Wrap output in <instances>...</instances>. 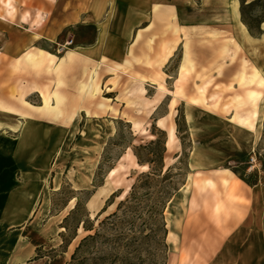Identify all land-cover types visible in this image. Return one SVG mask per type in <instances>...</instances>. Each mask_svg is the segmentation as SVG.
<instances>
[{
	"label": "rangeland",
	"instance_id": "rangeland-1",
	"mask_svg": "<svg viewBox=\"0 0 264 264\" xmlns=\"http://www.w3.org/2000/svg\"><path fill=\"white\" fill-rule=\"evenodd\" d=\"M215 1L214 8L192 0L183 9L156 10L150 26L138 27L124 61L116 65L72 49L92 42V26L64 29L49 42L33 40L26 29L36 26L0 23V127L1 121L19 115L64 128L73 124L75 130L85 121L70 120L82 109L89 120L97 114L105 123L93 183L65 209L62 243L54 249L60 252L71 244L65 264H167L170 213L188 210L187 225L196 221L199 226L198 211L207 220L211 211L226 215L239 201V182L229 179L223 185L221 177H229L216 169L228 168L248 183L257 180L258 170L264 177V37L242 43L224 8L227 0ZM242 1L246 19L259 24L264 0ZM48 12L35 0H0V18L7 15L10 21L20 15L22 21L34 18L33 23ZM47 28L36 32L44 36ZM168 132L174 133L171 141ZM72 140L66 139L60 156L48 162L51 167L60 162L61 169L70 168L79 161ZM134 150L151 163L140 165ZM107 171L98 195L113 183L116 190L104 202L112 206L87 215L86 200ZM203 178L213 180L214 187L192 184ZM64 182L52 195L53 210L66 204L73 191ZM217 203L221 206L215 210ZM187 257L183 251L180 262Z\"/></svg>",
	"mask_w": 264,
	"mask_h": 264
},
{
	"label": "crops",
	"instance_id": "crops-1",
	"mask_svg": "<svg viewBox=\"0 0 264 264\" xmlns=\"http://www.w3.org/2000/svg\"><path fill=\"white\" fill-rule=\"evenodd\" d=\"M191 1L35 0L49 9L45 19L41 16L37 22L31 23L34 18L22 21V17L17 15L16 20L10 21L6 15L0 18V23L36 26L26 29L34 34L33 40L49 42L64 29L92 26V42L79 44L72 49L81 57L94 61L105 58L116 65L124 61L126 45L135 38L138 27L145 25L143 29L148 28L156 10H166L169 6L183 9L186 2ZM202 1L209 8L215 7V0ZM226 3L224 8L228 9L231 24L238 31L242 43L251 45L253 40L264 37V21L259 23L260 33L254 36L241 22L238 0L236 3L227 0ZM43 25L48 27L44 36L36 32ZM75 116L70 122L85 121L81 127L77 124L75 130L73 124L64 128L57 124H44L43 119L22 118L19 115H16L15 120L1 121L0 264H65L68 260L72 251L71 244L60 252L54 250L62 243L60 233L64 231V226L61 224L68 214L65 209L68 203L74 201L75 204L78 194L87 191L93 183L99 155L105 145V123L99 120L97 114H92L89 120L82 109L78 117ZM109 130L107 135L111 136L114 126ZM173 134L168 132L170 141L174 138ZM68 138L71 141L76 139L79 161L70 168L64 165L61 169L60 162L57 168L53 165L51 167L48 162L60 156ZM193 162L196 164V161ZM253 168L249 169L254 171ZM108 171L102 182L92 188L86 200L87 215L103 213L112 206L110 203L104 205V202L116 190L113 183L110 182L109 191L98 195L105 187ZM215 172L228 175L229 178L221 177L223 185H228L229 179L239 182V201L226 211V215H213L211 211L212 215L207 220L204 212L198 211L197 216L201 218L199 226H196V221L187 225L188 210H178L176 215L170 213L166 218V243L169 251L167 264H264V177L261 176V170L257 171L258 178L252 183L234 177L228 168H218ZM65 178L73 191L66 204L59 210H53L52 195L65 184ZM192 184L202 187L215 185L209 178L194 179ZM90 204L95 207H90ZM220 206L217 203L215 210ZM49 251L55 253L50 255ZM183 251L188 257L181 263Z\"/></svg>",
	"mask_w": 264,
	"mask_h": 264
},
{
	"label": "trees",
	"instance_id": "trees-1",
	"mask_svg": "<svg viewBox=\"0 0 264 264\" xmlns=\"http://www.w3.org/2000/svg\"><path fill=\"white\" fill-rule=\"evenodd\" d=\"M241 1V6H240V15H241V21H242V23L247 27V29H248V31H249V33L250 34H254V29H256L255 30V34H258V33H260V28H259V24H257V25H254V23H252V22H250V21H248L247 19H246V17H245V14H244V11H243V3H244V1H242V0H240ZM261 21H264V19H261L260 20V22ZM259 22V23H260ZM257 23V22H256ZM163 143V142H162ZM141 147H145V146H141ZM165 151V149H164V147L162 148V153ZM161 153V154H162ZM134 155L136 156V158H137V161H138V163L140 164V165H143V164H146V163H151V161L149 160V159H143V158H141L140 157V155L134 150ZM162 155H161V161H162ZM145 177L147 176L148 177V174H145L144 175ZM135 188H136V186L135 185H133L132 186V189H133V191L135 190ZM134 192H132V194H133ZM123 203L122 202H120L119 203V205H118V207H117V209H119L120 208V206L122 205ZM115 216L116 215V212H113V213H111V214H109L108 216ZM107 216V217H108ZM165 232H166V229H165Z\"/></svg>",
	"mask_w": 264,
	"mask_h": 264
},
{
	"label": "bare ground",
	"instance_id": "bare-ground-1",
	"mask_svg": "<svg viewBox=\"0 0 264 264\" xmlns=\"http://www.w3.org/2000/svg\"><path fill=\"white\" fill-rule=\"evenodd\" d=\"M234 2L236 3V0H234ZM225 4H228V3H226V1H225ZM229 10H230V9H229ZM232 10L236 12V9H235L234 6H232ZM227 11H228V9H227ZM226 14H227V13H226ZM226 18H227V17H226ZM226 18H225V19H226Z\"/></svg>",
	"mask_w": 264,
	"mask_h": 264
},
{
	"label": "built area",
	"instance_id": "built-area-1",
	"mask_svg": "<svg viewBox=\"0 0 264 264\" xmlns=\"http://www.w3.org/2000/svg\"><path fill=\"white\" fill-rule=\"evenodd\" d=\"M252 159V158H251ZM250 168H251V166H250Z\"/></svg>",
	"mask_w": 264,
	"mask_h": 264
}]
</instances>
